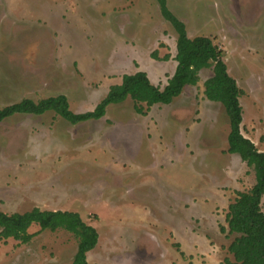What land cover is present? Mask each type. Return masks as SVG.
Here are the masks:
<instances>
[{"label": "rangeland", "instance_id": "rangeland-1", "mask_svg": "<svg viewBox=\"0 0 264 264\" xmlns=\"http://www.w3.org/2000/svg\"><path fill=\"white\" fill-rule=\"evenodd\" d=\"M167 5L189 38L209 37L225 52L243 91L242 134L264 152V0ZM176 44L156 0H0V108L65 95L74 113H86L113 81L140 71L164 88ZM213 75L201 71L196 86L147 116L127 99L77 125L54 112L0 123V211L78 213L99 235L88 264L234 262L235 235L222 227L256 177L227 152L229 117L204 94ZM29 233L26 244L0 239V264H73L75 235L38 225Z\"/></svg>", "mask_w": 264, "mask_h": 264}, {"label": "trees", "instance_id": "trees-1", "mask_svg": "<svg viewBox=\"0 0 264 264\" xmlns=\"http://www.w3.org/2000/svg\"><path fill=\"white\" fill-rule=\"evenodd\" d=\"M163 18L171 24L177 34V67L174 75L164 87L154 85L146 72L126 74L121 85L110 87L106 96L93 111L74 113L65 95L50 97L35 102L24 99L0 108V123L14 115L42 116L54 112L72 125L88 121H98L105 117L110 105L124 103L127 99L134 102V111L147 116L156 105H170L180 97L187 86H196L200 73L205 69L213 70V77L204 83L206 98L221 103L230 120L228 153L239 155L248 167L255 171L256 183L246 192H237L236 199L229 205L226 216L227 228L224 233L235 235L228 247L234 262L226 259V264H264V152L242 134L243 108L240 98L242 89L230 76L224 62L225 52L212 39L205 36L189 38L186 25L168 8L167 0H156ZM157 54V53H156ZM155 57L157 55H154ZM169 60L170 56H165ZM38 225L41 231L58 229L72 233L78 238V250L73 264H88L87 255L98 244L97 230L86 224L78 213L68 211H50L34 208L26 213L6 214L0 211V239H14L29 243L35 234L29 229ZM180 249V245H175ZM184 254V253H182Z\"/></svg>", "mask_w": 264, "mask_h": 264}, {"label": "crops", "instance_id": "crops-1", "mask_svg": "<svg viewBox=\"0 0 264 264\" xmlns=\"http://www.w3.org/2000/svg\"><path fill=\"white\" fill-rule=\"evenodd\" d=\"M129 75H132V74H129ZM122 84V79L121 80H117V81H113V83H112V85L111 86H113V85H121ZM110 86V87H111ZM110 87H109V89H110ZM109 91V90H108ZM108 91H107V93H108ZM153 108V107H152ZM135 122H138V121H135ZM157 122L155 121H153V126L154 127H156L157 128V124H156ZM263 199H264V197H263ZM263 203V202H262Z\"/></svg>", "mask_w": 264, "mask_h": 264}]
</instances>
